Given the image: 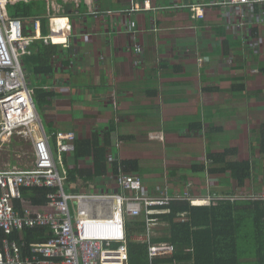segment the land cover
<instances>
[{"label": "crops", "instance_id": "0c3cea01", "mask_svg": "<svg viewBox=\"0 0 264 264\" xmlns=\"http://www.w3.org/2000/svg\"><path fill=\"white\" fill-rule=\"evenodd\" d=\"M17 1L20 0H10L9 7ZM143 1L36 0L46 5L48 16L51 11L58 16L60 2H63L64 6L66 3L74 5L72 11L85 19L83 26L71 22V38L77 52L67 73L63 74L60 65L58 78H49L50 82L43 86L54 93L51 102H69V105L56 103V108L50 104L42 109L49 129L74 130L79 127L86 134L80 136L76 131L79 138L107 130L114 121L115 154L120 160L139 162V172L135 174L142 177L145 186L153 193L167 187L172 192H184L189 182L195 184L194 180L185 184L186 176L173 175L163 183L155 174L143 175L141 172L148 166V161L140 152L131 151V146L139 138H144L146 143L148 140L151 146L145 150L155 162L151 156L160 155L163 152L161 146L166 152L179 145L165 140L167 136L172 137L170 131L184 130L191 140L198 139L199 133L205 132L208 134L206 150L203 149L200 155L196 149L190 152L197 160L200 157L205 160L210 146L227 144V137L240 135L248 126L243 123L248 120L249 125L254 123L259 131L264 123V119L259 118L264 113V51L246 47L227 14L219 9H209L204 21H196L188 9H163L132 16V20L138 21L137 38L145 52L139 68L135 66L132 32L120 16L94 20L89 14L94 10H126L133 2L141 4ZM175 1L152 0V5L166 7ZM66 7L62 6V10ZM152 17L159 23L158 32L149 29V18ZM251 24L258 28L259 36L264 39V19ZM252 54L260 56L254 60ZM60 78L64 84H60L63 81L58 80ZM74 104L85 108L84 114L77 115L76 119ZM65 111L72 116L67 121L59 115ZM251 117H254L253 121H250ZM87 118L91 122L89 130H86ZM212 128L218 131L210 133ZM235 137L238 139L237 136L230 139ZM162 140L165 144H160ZM153 141L159 143L153 144ZM8 150L12 151L11 148ZM15 153L16 150L13 157ZM13 161L17 165L30 163L29 158L22 160L19 156L11 163ZM2 163L5 164V157ZM85 163L83 165L91 164L90 161ZM29 205L41 211L48 207V204L44 206L39 202Z\"/></svg>", "mask_w": 264, "mask_h": 264}, {"label": "built area", "instance_id": "2783aa9c", "mask_svg": "<svg viewBox=\"0 0 264 264\" xmlns=\"http://www.w3.org/2000/svg\"><path fill=\"white\" fill-rule=\"evenodd\" d=\"M9 5L10 0H0V264H129L126 225L133 218L146 221L147 232L134 239L148 244L151 264L172 257L176 251L172 243L152 242V228L158 224L153 216L163 213L156 208L173 201L211 206L223 197L195 195L192 182L184 192H172L167 187L153 193L140 175L125 172L122 167L99 183L68 190L65 157L69 159L75 153L79 135L75 130L45 129L27 81L24 58L31 54V45L37 40L62 45L74 56L71 22L83 26L85 19L76 12L69 17L53 15L50 35L43 37L40 20L12 18ZM172 8L188 9L196 21H204L209 9H219L227 14L246 46L254 50L264 47L263 37L254 34L251 24L256 19L263 21L264 0H177L166 7L144 0L141 4L133 2L126 10H94L89 16L94 20L120 16L132 32L135 64L140 67L145 52L137 38L138 21L132 16ZM32 23L34 30L29 28ZM149 29H160L154 17L149 18ZM17 138L28 143L30 163L3 165V154ZM34 188L50 190L47 210L30 205L19 210L16 202L24 200L25 190ZM39 228L50 229L52 237L35 244L10 238L16 232Z\"/></svg>", "mask_w": 264, "mask_h": 264}, {"label": "trees", "instance_id": "16d2710c", "mask_svg": "<svg viewBox=\"0 0 264 264\" xmlns=\"http://www.w3.org/2000/svg\"><path fill=\"white\" fill-rule=\"evenodd\" d=\"M20 1L9 7V15L24 22L40 20L42 36H49L50 19L54 15L52 11L48 16L44 3H38L36 0ZM60 4L67 7L62 10L60 5L58 16L75 15L72 11L74 5L66 3L64 6L63 2ZM29 28L34 30V24L32 23ZM253 32L259 35L258 28H253ZM55 40L59 42V39ZM30 51L31 54L24 58L26 70L37 77L47 79L58 78L60 65L65 75L74 57L62 45L46 44L44 40L35 41ZM34 97L36 105L43 108L52 103L54 93L40 86L34 90ZM216 131L212 128L210 133ZM115 132L116 125L112 121L109 129L77 140L76 151L71 159L65 157L68 190L82 189L87 183L89 185L99 183V180L111 173L116 175L119 167L128 173L139 172L138 161H123L115 154L116 142L113 139ZM259 133V154L264 156V123L261 124ZM238 152L237 148L230 147L220 152L207 153L204 164L193 166L192 169L212 176H224L226 180L230 178L237 182L240 188L244 187L254 177V163L251 159H229ZM85 161H90L91 164L83 165ZM49 192L48 189H27L24 191V200L16 202V206L19 210L25 205L38 202L46 206ZM194 194L197 195L198 191L194 190ZM210 194L223 198L211 206H192L188 201H173L168 206L156 208L163 213L153 216L158 220V224L152 228L155 232L152 242H170L176 251L172 257L156 259L153 264H264V198L260 195L258 199L236 198L233 190L220 192L218 188L213 189ZM126 227L129 264H151L148 244L134 239L147 232L145 219H129ZM51 237L50 229L39 228L25 229L22 233L16 232L10 238L22 240L21 243L25 241L35 244L46 242ZM2 238L1 234L0 240Z\"/></svg>", "mask_w": 264, "mask_h": 264}, {"label": "rangeland", "instance_id": "374dc122", "mask_svg": "<svg viewBox=\"0 0 264 264\" xmlns=\"http://www.w3.org/2000/svg\"><path fill=\"white\" fill-rule=\"evenodd\" d=\"M42 3V2H40ZM261 17V16H260ZM259 17V18H260ZM257 21V19H256ZM255 21V22H256ZM248 47V46H246ZM65 49V48H64ZM259 52L264 51V47L262 49L257 50ZM74 55L77 52V49L73 50ZM260 55H255L252 54V58L254 60H257V58ZM74 58H76V56H74ZM73 58V59H74ZM72 59V60H73ZM72 67H74V63H72ZM139 64H135V66H138ZM142 65V64H141ZM231 67V65H230ZM140 68V67H139ZM30 71H27V81L29 83V87L30 90L33 91L40 86H45L47 85L50 80L47 78H43V77H37L35 76L33 73H31ZM58 80H63V79H58ZM57 80V81H58ZM64 80L62 82H60V84H64ZM34 97V94H33ZM35 99V97H34ZM66 104V106L68 107V103L69 102H52L51 106H53V108H56V106L58 104ZM192 103V102H190ZM167 104V103H165ZM113 105L116 106V104L113 102ZM191 105V104H190ZM37 106V110L38 113L45 125L46 130H49V126L47 124V120L44 114V109H42L41 107H39V105ZM56 113L58 112V109H53ZM85 112V108H82V105H77L74 104V118H77V115H83ZM60 117H62L63 121H67L69 120L72 116L70 115L69 112H63V114H60ZM262 121L264 119V113L261 117ZM254 117L250 118V121H253ZM89 118H87L86 120V125L88 126V128H86V130H89V125H91V122ZM183 121H186L185 119ZM248 126L244 129L243 132L240 133V135H232L229 137H227L226 141L227 144H225L224 146H214L211 147L208 150L207 149V153H214V152H220L223 151L226 148H237L238 149V154L235 156L230 157V160H242V159H251L254 162V177L252 180L248 181L246 183V185L244 187H239L237 182L232 181L230 178H226L224 176L221 177H217V176H212L210 174H206L204 172H199V174H194L195 172L192 171V167L193 166H201L204 163V159L201 160H197L196 156L192 157V155L190 154L191 150L196 149V151H199V155L200 152L204 150H206V144H207V137L206 135H208L205 132H200V136L198 137V139L195 140H191L190 136H188V133L184 130L182 131H177V130H173L170 131V134L172 137L167 136L165 138V140L169 141V142H174V143H179L178 146L174 147L173 150L171 149L170 151H166L165 152V148L164 146H161V150L163 151L160 155H154L151 157H154L152 159L156 160L155 162H153L149 157L148 152L145 149H149V147L151 146L150 143L148 144V140L146 143V140L144 138H139L137 140V142H135L130 150L131 151H135V152H140L141 155H143L146 160L148 161L147 164L148 166H146V169L143 170L141 173L143 175H153L155 174L157 177L156 178H161V180H163L162 182L164 183V179L167 180L169 177H173V175H177L178 177L180 175H184L186 176L188 179L185 180V182L189 181V180H194L193 182L195 183L192 187L193 190H198V194L199 195H208L210 194V192L217 187H220L218 190H220V192H224L227 191L228 189L233 190V192L235 193V197L236 198H256L258 199L260 196L263 197L264 196V156H262L261 154H259V131H257V126L253 125H249V120L245 123H243V125H247ZM263 124V123H262ZM81 127V126H80ZM79 129V131H78ZM78 129H74L75 131H77L80 136H83L84 133L82 130H80V128L78 127ZM174 129V128H173ZM260 130V128H259ZM197 133V132H196ZM195 133V134H196ZM205 133V134H204ZM86 135V134H85ZM84 135V136H85ZM174 135V136H173ZM234 136H237L238 139H230L233 138ZM190 137V138H189ZM189 138V139H188ZM231 140V141H230ZM194 141V142H192ZM155 143H159L157 141H153V144ZM160 144H165V142L162 140L160 141ZM28 145L26 143H24V141H22L20 138H17L15 141L13 140L11 147L12 151H7L3 154V157H5V163H10L12 160L16 159L18 156H20L22 158V160L28 159L29 158V150L30 148L27 147ZM120 146V145H119ZM122 146L120 147V149L122 150ZM14 150H16L15 153V157L14 156ZM176 150V151H175ZM159 151V152H160ZM12 157H9V156ZM183 155V156H182ZM10 158V159H9ZM171 160V162L169 163V161ZM183 160V162H182ZM178 161V162H177ZM12 165H17V162L13 161ZM58 165H61V162L58 161ZM195 176V177H194ZM192 177V178H191ZM220 181V183H219ZM192 182V181H191ZM219 183V184H218ZM260 195V196H259ZM253 198V199H254Z\"/></svg>", "mask_w": 264, "mask_h": 264}]
</instances>
